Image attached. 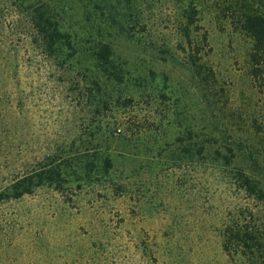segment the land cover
<instances>
[{
    "label": "rangeland",
    "instance_id": "obj_1",
    "mask_svg": "<svg viewBox=\"0 0 264 264\" xmlns=\"http://www.w3.org/2000/svg\"><path fill=\"white\" fill-rule=\"evenodd\" d=\"M52 5L77 39L80 54L72 66L57 69L31 44L13 42L22 61L15 82L23 97L15 109L27 113V120L20 115L16 123V145L27 143L32 163L54 153L68 176L83 163L100 168L103 157L114 153L112 171L127 192L101 204L84 188L67 204L61 195L40 190L0 207V221L15 218L12 228L0 226V264H52L56 255L61 264H95L98 257H107V264H246L222 251L219 230L223 217L240 212L244 201L254 210L264 205L239 190L232 172L251 169L249 148L241 140L253 141V115L264 125V86L248 76V38L229 23L220 25L214 3L203 9L202 23L211 37L208 58L231 89L230 101L219 111L207 102L203 85L175 48L172 1L156 0L151 31L157 43L152 44L108 27L106 18L82 0H52ZM100 42L112 44L113 66L107 73L91 60ZM108 95L132 97L143 122L156 118L164 124L142 137L129 129L124 142L106 140L97 130L96 108ZM195 140L213 155L216 149L226 153L224 145L235 147L232 167L213 187L210 171L195 170L192 156L181 152ZM15 153L20 160L22 153ZM249 171L264 182V169ZM57 208L64 216L54 226ZM260 215L264 222V211ZM71 217L74 224H66ZM95 220L105 235L101 241L91 233Z\"/></svg>",
    "mask_w": 264,
    "mask_h": 264
},
{
    "label": "trees",
    "instance_id": "obj_2",
    "mask_svg": "<svg viewBox=\"0 0 264 264\" xmlns=\"http://www.w3.org/2000/svg\"><path fill=\"white\" fill-rule=\"evenodd\" d=\"M82 1L92 11L104 16L109 23L108 27L120 28L127 36L138 40L145 41L147 38L151 44L156 42L157 37L151 31L152 22L154 24L151 13L155 12L156 0ZM160 1L174 3V9L171 11L174 22L171 26L175 34V48L182 53L185 63L203 85L205 98L210 105L220 111L230 101L231 93V89L226 87L225 81L221 79L218 69L208 58L209 52L212 51L211 37L202 23L204 17L201 15L203 9L210 4L214 3V7L219 10L217 21L220 25L229 23L250 41L246 56L248 76L253 78V82L264 86V0H158ZM15 40L34 46L40 51V55L53 62L57 69L72 66V58L80 54L76 47L77 39L63 27L60 16L53 8L52 0H0V207L22 201L40 190L61 195L67 204L75 202L84 188L91 189V196L101 204L107 203L111 198H123L127 189L123 179L113 174L112 170L117 161L114 153L103 157V165L100 168H92L93 163L92 166L90 163H83L79 170L68 176L65 165L54 153L34 157L35 163H32L26 155L27 143L23 141L20 147L16 145V123L20 121V115H23V122L27 120V113L20 107L19 110L15 109L23 97L19 93L20 85L15 82L22 66L19 49L13 43ZM112 56V44L100 42L93 49L91 60H94L101 71L107 73L113 66ZM108 99L100 97L99 106L96 108L97 130L103 131L102 137L106 140L124 142L127 139L125 133L129 129L137 131L142 137L152 133L153 126L164 124L156 118L145 121L147 123L143 122L132 97L119 95L111 99L108 95ZM129 108H132V111ZM253 129H256L253 133L254 143L247 139V142L241 140L243 146L249 148L251 169L239 167L232 172L234 184L246 196L259 202V205L264 204V182L251 176L249 170L257 167L264 169V125L255 115ZM254 138L260 139L255 141ZM222 148L227 152L216 149L213 155L207 151L204 143L195 140L188 147L185 145L181 152L192 156L190 163L195 170L204 167L206 172L210 171L208 173L214 177L209 186L213 187L214 184L222 182L217 178L226 176L225 173L232 167L236 156L233 145H224ZM15 152L22 153L20 160H17ZM260 211H264V205H259L254 210L249 202L244 201L240 212L228 218L223 217L219 230L220 245L222 251L231 259L239 257L246 264H264V222ZM63 216L64 213L57 208L54 226L61 222ZM20 217V220L23 219V216ZM73 219L74 217H71L66 224H74ZM14 220V217L7 215L0 221V226L12 228ZM91 225V233L101 241V237L105 235L97 228L98 222L95 220ZM77 258L81 257L78 255ZM101 259H104L103 263H100ZM54 260L52 264L62 263L59 255H56ZM80 263L82 264V261ZM95 264H107V257H98Z\"/></svg>",
    "mask_w": 264,
    "mask_h": 264
}]
</instances>
